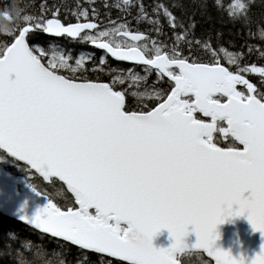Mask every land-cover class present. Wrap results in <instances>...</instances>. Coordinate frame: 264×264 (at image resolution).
<instances>
[{
	"label": "snow or ice",
	"instance_id": "1",
	"mask_svg": "<svg viewBox=\"0 0 264 264\" xmlns=\"http://www.w3.org/2000/svg\"><path fill=\"white\" fill-rule=\"evenodd\" d=\"M85 2L89 7L77 4L76 22L68 24L59 19V9L48 18L44 5L38 17L20 8L15 17L4 11L14 26L0 31L11 37L0 44V151L45 180L58 177L75 200L62 209L29 184L47 203L20 219L127 264H178L181 254L194 249L215 264H245L243 256L234 258L214 243L217 225L245 213L264 239V92L247 78L257 75L264 82V65H242L243 53L190 39L189 28L163 3L152 16L140 0L112 6L125 12L136 7L138 20L157 35L163 16L173 33L170 47L127 22L101 26L91 7L95 0ZM217 6L229 19L250 23V0H229L226 6L217 0ZM37 30L103 51L93 72L105 71L110 56L141 66L145 74L134 67L112 69L111 83L89 80L91 56L81 54L73 63L62 50L49 54L32 47L28 37ZM182 43L201 46L209 61L184 56ZM255 51L264 58V49ZM152 72L157 82L168 79L169 92L147 85ZM131 89L155 107L128 110ZM165 228L172 243L157 249L152 238ZM189 230L193 240L187 239ZM250 264H264V244Z\"/></svg>",
	"mask_w": 264,
	"mask_h": 264
},
{
	"label": "trees",
	"instance_id": "2",
	"mask_svg": "<svg viewBox=\"0 0 264 264\" xmlns=\"http://www.w3.org/2000/svg\"><path fill=\"white\" fill-rule=\"evenodd\" d=\"M117 2L122 4V0H95L91 7L95 8L98 14V23L101 26L108 25L109 20L127 22L133 31L145 32L151 38L163 42L169 47L173 44L172 30L168 27L163 16L160 17L162 32L157 35L155 31L151 30L148 23L138 20L136 7H131L127 12L121 11L112 6ZM140 2L143 3L149 16L153 15L152 9L157 3L166 5L178 21L189 28L190 39L206 41L216 49L224 47L234 53H243V59L240 61L242 65L251 63H256L258 66L264 65V58H261L259 52L255 51L257 48L264 49V38L260 36L261 27L264 26V0H250L248 12L250 23L229 19L224 8L217 6V0H140ZM228 2L229 0H223L225 6ZM16 3L20 9L24 10L25 14L34 17L42 14L41 5H44L48 10V18H51L53 10L59 9V19L63 22L75 21L72 12L76 9L77 4L84 8L89 7L85 0H16ZM12 4L13 0H0V13L10 9ZM14 11L17 14V10ZM4 14L6 13L4 12ZM9 26L13 27L14 25L9 24ZM10 39L11 37L0 34V44L8 43ZM179 48L184 56H191L192 59L205 63L209 61L203 48L195 43L191 48L186 43H182ZM249 48L253 49L251 53ZM108 65L113 66L115 63L108 60ZM87 67L90 71L85 75L89 80L109 82L106 73L91 71L94 67L92 63L87 64ZM247 78L258 87L259 91L264 92V82L259 76L249 75ZM126 107L130 111L134 109L129 100H127ZM219 143L222 147L226 146L224 141ZM15 168L19 172L24 171L22 168ZM36 186L40 192L48 195L62 209L72 206V199L57 182L43 184L39 181ZM197 258L191 256L182 259V264H208L203 257L199 256L200 260ZM24 260L29 261L30 264H61V261L63 264H119L38 234L22 224L0 215V264H21V261Z\"/></svg>",
	"mask_w": 264,
	"mask_h": 264
},
{
	"label": "water",
	"instance_id": "3",
	"mask_svg": "<svg viewBox=\"0 0 264 264\" xmlns=\"http://www.w3.org/2000/svg\"><path fill=\"white\" fill-rule=\"evenodd\" d=\"M97 50L101 51L99 49ZM109 58L114 62H118L112 59L110 56ZM19 162L26 164L23 161ZM38 176L41 177L39 174ZM41 178L45 182H49L51 179L58 181V183H60L64 187L66 193L73 199V202L75 204L73 194L67 189V185L63 181H60L58 177H50L48 180H45L43 177ZM17 185H20L22 187V193L17 192ZM245 195L247 196L249 194L245 193ZM46 203L47 200L45 199V197L43 195H38L36 191L28 188L22 178L12 177L9 173L5 172L2 167H0V213L7 218L21 222L23 225L35 230L42 235L72 245L70 242H66L60 238H54L50 234L43 233L42 231L36 229L34 225H30L26 221L20 219V217L23 215H27L28 217L34 216L38 210L42 209L46 205ZM189 228L191 229V226H189ZM216 232L218 233L219 238L215 240L214 246L223 251L230 252V254L234 258L239 259L241 256H243L245 258V264H250L251 259L255 254L261 251V245L264 244V239H262L261 234L252 229L250 223L247 220L246 213L243 216L230 217L225 223L217 225ZM187 239H194V233H192L191 230H189V236L187 237ZM171 243L172 241L166 228L161 229L152 238V245L157 249L166 248L170 246ZM72 246L79 248L75 245ZM84 251L95 253L103 257L127 264V262L125 261H121L118 258L109 257L106 254H100L90 250ZM191 253H201L212 264H215L214 259L207 256V254L203 252V250L194 249L191 251ZM178 264H180L179 261Z\"/></svg>",
	"mask_w": 264,
	"mask_h": 264
},
{
	"label": "rangeland",
	"instance_id": "4",
	"mask_svg": "<svg viewBox=\"0 0 264 264\" xmlns=\"http://www.w3.org/2000/svg\"><path fill=\"white\" fill-rule=\"evenodd\" d=\"M0 23H2V24H5L3 21H0ZM8 23H10V22H8ZM112 69H128V68H123L122 66H119V65H113V67L112 66H110V68H109V70H108V72L106 73L107 74V76L109 77V81L111 82V77L113 76V75H115L116 73L115 72H112L111 70ZM135 70V69H134ZM136 73H139L140 75H144L145 73H144V70L143 71H135ZM255 76H257V75H255ZM152 80V82L154 83V85L153 84H150V86H154L155 88H157L158 90H161V91H164V92H167L166 90H167V85L161 80V81H159V82H157V77H156V75H155V73H151L149 76H148V79H147V85H149V80ZM154 80V81H153ZM119 87H127V85H124V86H119ZM118 87V88H119ZM136 89H131V90H129V94H128V97H129V101H130V104H131V107H134V109L133 110H139L140 108H142L143 106H144V104H147L148 106H149V108H151V104H153V103H156L154 100H149L147 97H145V98H143V100L141 101V99L140 98H138V97H134V96H132L131 95V91H135ZM141 90H143L142 88H141ZM0 163H3V164H5V165H8L9 164V162L8 161H6L5 159H3L2 157H0ZM30 178V177H29ZM72 205H73V202H72ZM198 260H200L199 258H197Z\"/></svg>",
	"mask_w": 264,
	"mask_h": 264
},
{
	"label": "clouds",
	"instance_id": "5",
	"mask_svg": "<svg viewBox=\"0 0 264 264\" xmlns=\"http://www.w3.org/2000/svg\"><path fill=\"white\" fill-rule=\"evenodd\" d=\"M18 9H19V7L16 3V0H13L12 7L10 9H7V10L11 14L12 17H15L17 14H16V11H14V10H18ZM3 13L4 12L0 13V18H2V19H3ZM7 21L9 22L8 19H7ZM0 25L3 26L2 28H0V31H3L4 29L9 28L8 24H0Z\"/></svg>",
	"mask_w": 264,
	"mask_h": 264
},
{
	"label": "flooded vegetation",
	"instance_id": "6",
	"mask_svg": "<svg viewBox=\"0 0 264 264\" xmlns=\"http://www.w3.org/2000/svg\"><path fill=\"white\" fill-rule=\"evenodd\" d=\"M75 44L78 45V52H83V51H86V52H90V46L85 44V43H82V42H79V41H75ZM127 67V66H125Z\"/></svg>",
	"mask_w": 264,
	"mask_h": 264
}]
</instances>
